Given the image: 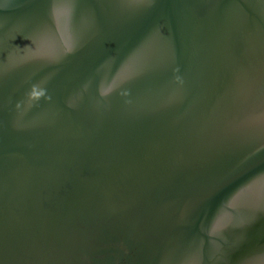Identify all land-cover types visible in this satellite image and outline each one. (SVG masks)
<instances>
[{
    "label": "water",
    "instance_id": "water-1",
    "mask_svg": "<svg viewBox=\"0 0 264 264\" xmlns=\"http://www.w3.org/2000/svg\"><path fill=\"white\" fill-rule=\"evenodd\" d=\"M0 264H264V0H0Z\"/></svg>",
    "mask_w": 264,
    "mask_h": 264
}]
</instances>
